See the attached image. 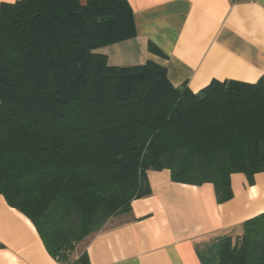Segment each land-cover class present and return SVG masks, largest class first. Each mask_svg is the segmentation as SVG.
Here are the masks:
<instances>
[{"label": "trees", "instance_id": "1", "mask_svg": "<svg viewBox=\"0 0 264 264\" xmlns=\"http://www.w3.org/2000/svg\"><path fill=\"white\" fill-rule=\"evenodd\" d=\"M126 0L0 5V197L61 264L149 193L148 170L177 184L264 172V78L175 87L154 62L114 67L98 49L135 37ZM148 51L163 54L152 44ZM216 264H264V213L219 244Z\"/></svg>", "mask_w": 264, "mask_h": 264}, {"label": "crops", "instance_id": "2", "mask_svg": "<svg viewBox=\"0 0 264 264\" xmlns=\"http://www.w3.org/2000/svg\"><path fill=\"white\" fill-rule=\"evenodd\" d=\"M126 1L136 35L97 50L108 65L151 61L166 69L173 86L186 84L193 93L214 81L253 84L264 78V0ZM148 44L163 57L150 53ZM145 181L149 193L84 239L72 260L86 252L89 264H216L220 242L240 237L243 223L264 213V172L252 183L232 174V197L223 203L211 184H177L168 170H148ZM0 264H61L30 220L2 197Z\"/></svg>", "mask_w": 264, "mask_h": 264}]
</instances>
